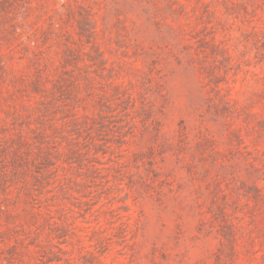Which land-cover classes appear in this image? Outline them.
Instances as JSON below:
<instances>
[{
  "label": "rangeland",
  "instance_id": "rangeland-1",
  "mask_svg": "<svg viewBox=\"0 0 264 264\" xmlns=\"http://www.w3.org/2000/svg\"><path fill=\"white\" fill-rule=\"evenodd\" d=\"M0 264H264V0H0Z\"/></svg>",
  "mask_w": 264,
  "mask_h": 264
}]
</instances>
